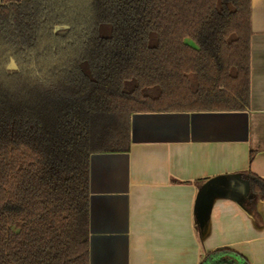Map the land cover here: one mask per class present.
<instances>
[{
  "label": "trees",
  "instance_id": "1",
  "mask_svg": "<svg viewBox=\"0 0 264 264\" xmlns=\"http://www.w3.org/2000/svg\"><path fill=\"white\" fill-rule=\"evenodd\" d=\"M250 38L251 0H0V264H89L91 155L134 113L245 110Z\"/></svg>",
  "mask_w": 264,
  "mask_h": 264
},
{
  "label": "crops",
  "instance_id": "2",
  "mask_svg": "<svg viewBox=\"0 0 264 264\" xmlns=\"http://www.w3.org/2000/svg\"><path fill=\"white\" fill-rule=\"evenodd\" d=\"M250 48L245 110L134 113L129 151L91 155L89 264H201L221 248L264 264V194L247 179L264 180V0Z\"/></svg>",
  "mask_w": 264,
  "mask_h": 264
},
{
  "label": "water",
  "instance_id": "3",
  "mask_svg": "<svg viewBox=\"0 0 264 264\" xmlns=\"http://www.w3.org/2000/svg\"><path fill=\"white\" fill-rule=\"evenodd\" d=\"M210 202H211V199H202L201 207L204 206L206 203H210ZM205 219H206V217H204V215H203L202 216V222H205Z\"/></svg>",
  "mask_w": 264,
  "mask_h": 264
}]
</instances>
